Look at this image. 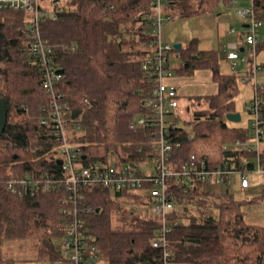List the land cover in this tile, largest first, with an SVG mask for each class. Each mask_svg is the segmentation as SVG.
Returning <instances> with one entry per match:
<instances>
[{
	"label": "trees",
	"instance_id": "obj_1",
	"mask_svg": "<svg viewBox=\"0 0 264 264\" xmlns=\"http://www.w3.org/2000/svg\"><path fill=\"white\" fill-rule=\"evenodd\" d=\"M234 1L238 0H169L165 16L170 20L221 13ZM62 4L65 10L57 20L42 23V35L57 47L56 63L63 74L59 91L72 109L83 112L80 130L71 127L79 132L72 143L81 146L87 162L108 161L111 156L121 163L143 160L147 133L130 129V124L147 112L144 101L154 89L152 78L142 70L153 50L149 42L156 38L150 0H64ZM254 7L257 19L264 23V0H254ZM29 17L24 11L0 10V97L7 103V124L0 135L1 180L28 171L39 175L57 170L61 140L50 125L40 121L50 96L42 87L40 71L32 65L27 38L17 29ZM174 53L180 59L173 69L176 74L191 76L197 70H210L218 86L216 94L192 99L205 108L186 121L193 127L194 138L182 142L179 160L195 153L211 165L219 163L225 155L223 145L248 134V127L227 120L228 114L237 113L236 98L245 74L222 73L218 53L200 50L196 39ZM181 130L188 133L186 128ZM205 188L199 184L188 194L178 191V200L203 194ZM133 192L113 195L99 186L85 187L84 203L92 209L86 223L107 264H160L161 250L151 243L159 227L155 216L142 217L131 209L117 222L111 220L112 208L131 202L122 198ZM64 196L50 192L18 197L0 184V264L17 263L3 255L5 241L29 238L38 241L40 255L50 264L60 259L54 242L60 234L56 230L51 235L48 230L64 224ZM261 198L237 200L224 191L218 196L217 214L200 221L177 211L180 224L170 235L172 264H264V226L248 223L243 208Z\"/></svg>",
	"mask_w": 264,
	"mask_h": 264
},
{
	"label": "built area",
	"instance_id": "obj_2",
	"mask_svg": "<svg viewBox=\"0 0 264 264\" xmlns=\"http://www.w3.org/2000/svg\"><path fill=\"white\" fill-rule=\"evenodd\" d=\"M40 1L0 0V10L10 9L30 14L27 22L18 29L27 38L32 65L40 71L42 87L50 96V103L42 109L40 121L50 125L61 140L60 152L55 158L57 170L39 175L28 171L20 176L0 178V184H4L7 191L18 197L50 192L65 194L62 202L66 206L63 210L66 219L64 224L54 228L60 234L57 249L59 261L63 264H98L103 259L96 237L86 223L85 216L92 209L84 203L85 187L99 186L113 195L123 191L141 192L150 203V207H145L144 211H151L159 222L151 240L152 246L161 250L160 264H172L170 235L180 224V218L176 217L178 191L188 194L199 184L228 187L234 183L247 191L254 186L253 175H264V87L256 82L257 73L262 69L256 61L257 39L262 23L256 17L254 0H248V7L236 10L248 21L245 51L241 52L236 44H228L227 51V58L232 61L234 70L240 65H247L249 69V75H244L241 81L253 84V98L245 106L250 118L248 134L244 139L225 143L224 157L212 165L209 160L195 153L183 161L177 155L182 142L191 141L194 135L181 130L184 127L180 124L183 110L179 93L168 84L173 73L171 57L175 47L163 41L161 29L165 20L169 19L163 15L169 0H150L154 8L150 19L152 33L156 38L149 42L153 50L142 63V70L152 78L154 89L144 101L147 112L136 116L130 124V129L147 133L146 154L139 161L144 170L139 169V162L134 161L122 162L120 166L112 165L109 160L87 162L88 155L83 159L86 154L81 146L70 142L68 129L72 127L76 131L80 130L83 112L73 117L75 110L59 91L63 74L58 71L56 63L57 47L42 35V23L47 19L57 20L65 6L60 0H50V9H44ZM234 32L235 29H232L231 33ZM62 47L67 49L65 45Z\"/></svg>",
	"mask_w": 264,
	"mask_h": 264
},
{
	"label": "rangeland",
	"instance_id": "obj_3",
	"mask_svg": "<svg viewBox=\"0 0 264 264\" xmlns=\"http://www.w3.org/2000/svg\"><path fill=\"white\" fill-rule=\"evenodd\" d=\"M63 2L64 0H61V3ZM242 2H244L243 5H241ZM40 4L42 8L44 9H50L51 7L50 0H41ZM249 4L250 2L248 0H243V1L239 0L238 3H236L235 5H232V8H234L235 10H237L238 8L243 9V8L248 7ZM163 15L164 16L166 15L165 11ZM177 19H180V18H173L170 20L166 19L162 26L161 32L163 31V28L166 25H168L169 23ZM239 27L242 28V26H239ZM261 27H260V30L262 31L264 29V23H262ZM199 33L204 35V38H205V35H207L206 30L200 31ZM163 41L167 42L164 39ZM168 43L174 45V43H171V42H168ZM201 47L206 48L204 40L201 42ZM256 61L259 65H260V62H264V49H260L257 52ZM175 63L179 64L180 62L179 60H176L174 56H172L171 57L172 66L175 65ZM241 68L242 66L240 65L238 70H240ZM221 72L226 73L227 71H225V68L221 66ZM260 72L261 70L257 73L256 82L259 85L264 86V83H262L258 77ZM175 74L176 73H173V75ZM176 76H178V74H176ZM181 76L183 75H180L179 77ZM204 76L205 77H202V78H196L195 75L185 76L189 79H185L186 82H184L181 85V87L178 89L180 93V104H181L180 107L183 110V115L180 119V124L184 128H186L188 132L193 131V127L192 125H188L186 121L191 119L195 111L205 108L204 104L198 105L195 102H192L193 101L192 99L198 96L199 94H207V93L215 92L216 90V83H214L212 79L207 78L206 75ZM239 87H240V91L236 98V109H237V112L240 113L241 115V121L238 123H233V122H230V123H232L234 126L247 128L250 123L249 121L250 118L246 111L245 106H246V103L249 102L253 98V95H254L253 94V84L252 83L246 84L241 81L239 84ZM73 131L74 130L70 128L68 129V132H67V136L71 143H72V140L75 138V135L79 134V132H73ZM262 151L264 152V140L262 142ZM108 160L112 165H115V166H120L122 164L121 161L118 160V158L115 156L109 157ZM141 164H142L141 162L138 163V168L144 170V167H142ZM252 179L255 185L264 184V175H260V174L253 175ZM205 187H206L205 192L203 194L201 193H196L193 195L190 194L184 197L182 200H180V202H178V204L176 205L177 211L180 212L185 217L187 214L188 218L189 216H194L197 218V220L200 221L210 214L211 215L217 214L218 196L220 193H223L224 191H229L232 194L233 198L237 200L248 199V198L252 199L254 197L251 191H244L240 189V187L236 183L228 187L226 186H213V187L205 186ZM131 195L130 196L124 195L122 198V200L128 199V200H131V202L130 201L125 202L126 204L121 203L120 209H118L117 207L112 208L111 220L114 223L117 222L118 218H121L122 216H124L126 214L125 213L126 211L131 210V209H133L136 212V214L141 215L142 217H146V218L154 217L151 211L149 213L144 211L145 207H150V203L146 200V198H144L141 195V192H133ZM137 197H140L142 199L139 200ZM143 199L145 203L144 202L142 203ZM137 200L141 201V203L136 202ZM243 208H244V211L246 212L245 218L248 223L264 226V198L255 203H248ZM187 220L188 219H185V221ZM55 228H57V226ZM48 232L49 234L54 235L55 234L54 232H57V231L56 229L51 227L49 228ZM54 242L57 245H59L60 241L55 240ZM3 255L6 258H13L17 260L16 264H50L46 260V258H43V256L40 255L39 248H38V241L33 238L5 241L3 245ZM54 264H63V263H61L58 260L54 262ZM98 264H107V263L104 259H102V261H100Z\"/></svg>",
	"mask_w": 264,
	"mask_h": 264
},
{
	"label": "crops",
	"instance_id": "obj_4",
	"mask_svg": "<svg viewBox=\"0 0 264 264\" xmlns=\"http://www.w3.org/2000/svg\"><path fill=\"white\" fill-rule=\"evenodd\" d=\"M238 2L239 0L236 3ZM243 4L244 2L241 3V5ZM239 26H242V28ZM232 29H235L234 33H231ZM204 30H206V34H207L205 35V38L204 35L199 33L200 31H204ZM247 30H248L247 19L239 15L236 12V10L232 8L231 5L227 7L226 10H222L221 13H209L197 17L177 19L163 28V31L161 32V37L167 42L174 43V45L181 44V48L185 47L193 39H196L198 42V48L200 50H212L218 53L220 69L222 66L225 68V71H227L224 74H234L239 68L237 70H234L232 66V61L227 58L228 44H236L239 46V50L241 52H244L245 35L247 33ZM203 40L205 41L206 48L201 47V42ZM257 40H258V45L262 46V48L260 49H264V29L262 31L260 30ZM173 56L176 60H179L180 62V59L177 57L175 53L173 54ZM179 64L175 63V65H173V69L175 70V68ZM260 65L262 69L258 77L259 80L262 83H264V62H260ZM241 66L242 68L238 70L237 73L241 72L245 75H249V69L247 65H241ZM193 75H195L196 78H202L205 77L204 75H206L207 78L212 79V72L210 70H203V71L197 70L191 76ZM179 76L180 75L176 76V74L175 75L172 74L171 77L168 79V83L171 86L175 87L177 91L181 87V85L184 82H186L185 79H189L185 76H181V77ZM217 91H218V86L216 84L215 92H211L207 94H199L198 96L213 95L216 94ZM247 191H251L254 197H262L261 199L264 198V184L255 185L254 183V186Z\"/></svg>",
	"mask_w": 264,
	"mask_h": 264
},
{
	"label": "water",
	"instance_id": "obj_5",
	"mask_svg": "<svg viewBox=\"0 0 264 264\" xmlns=\"http://www.w3.org/2000/svg\"><path fill=\"white\" fill-rule=\"evenodd\" d=\"M59 0H55V2H58ZM175 49H180L181 48V44H175L174 45ZM81 113L80 110H75L73 112L74 117L79 116V114ZM227 120L229 122H233V123H238L241 121V115L240 113H230L227 115ZM6 124H7V103L6 100L2 97H0V135H2L5 131L6 128ZM87 155L83 156V159H86ZM59 164L62 163L61 160L58 161ZM134 166V165H133Z\"/></svg>",
	"mask_w": 264,
	"mask_h": 264
}]
</instances>
